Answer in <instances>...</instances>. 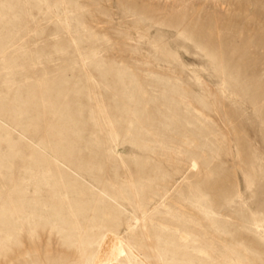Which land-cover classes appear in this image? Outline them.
<instances>
[{
	"label": "rangeland",
	"instance_id": "obj_1",
	"mask_svg": "<svg viewBox=\"0 0 264 264\" xmlns=\"http://www.w3.org/2000/svg\"><path fill=\"white\" fill-rule=\"evenodd\" d=\"M111 259L264 264V0H0V264Z\"/></svg>",
	"mask_w": 264,
	"mask_h": 264
},
{
	"label": "bare ground",
	"instance_id": "obj_2",
	"mask_svg": "<svg viewBox=\"0 0 264 264\" xmlns=\"http://www.w3.org/2000/svg\"><path fill=\"white\" fill-rule=\"evenodd\" d=\"M139 220H140V219L136 217V218L134 219V222L131 223V227L136 226V225L138 224ZM107 264H115L114 259H111V260L109 261V263H107Z\"/></svg>",
	"mask_w": 264,
	"mask_h": 264
}]
</instances>
